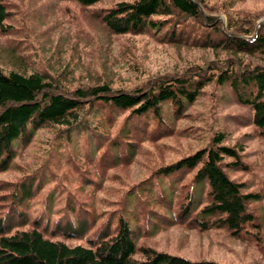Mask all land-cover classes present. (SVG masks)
Segmentation results:
<instances>
[{
  "label": "rangeland",
  "instance_id": "obj_1",
  "mask_svg": "<svg viewBox=\"0 0 264 264\" xmlns=\"http://www.w3.org/2000/svg\"><path fill=\"white\" fill-rule=\"evenodd\" d=\"M0 1L7 11L0 26V66L6 72L41 71L66 93L104 83L127 92L147 90L156 80L170 77H200L203 84L181 113H173L171 104L163 107L161 117L99 104L105 109L101 118L107 128L93 130L94 151L86 130L67 135L55 127L37 129L28 143L15 147L10 166L0 170V217L13 231L34 222L42 227L45 221L61 220L68 202L79 206L80 215L91 224L84 239H64L72 245L88 244L87 237L104 229L116 232L120 220L127 218L141 247L193 260L264 264V196L249 202L254 219L238 234L216 223L202 229L181 220L179 210L188 193H197V168L162 176L164 168L207 147L222 131L241 161L240 167L227 168L229 177L244 182L243 191L264 193V132L254 122V109L243 101L254 87L244 78L256 66L264 68V58L203 44L216 37L219 23L222 40L242 34L235 23L264 21V0H202V19L159 15L156 19H166L164 24L171 28L124 33H115L104 21L105 14L124 0L91 5L76 0ZM177 21L178 31L172 26ZM184 26L186 32H181ZM226 69L239 71L237 89L219 83L218 74ZM208 77L212 80L203 82ZM162 177L172 183V201L166 191H158ZM25 187H30L26 204L16 208L11 203ZM49 196L55 197V204L47 214Z\"/></svg>",
  "mask_w": 264,
  "mask_h": 264
},
{
  "label": "trees",
  "instance_id": "obj_2",
  "mask_svg": "<svg viewBox=\"0 0 264 264\" xmlns=\"http://www.w3.org/2000/svg\"><path fill=\"white\" fill-rule=\"evenodd\" d=\"M76 1L91 5L100 0ZM174 14L202 19V0H124L105 14L104 21L115 33L141 32L147 28L158 32L159 28H171V25L164 24L166 19L159 20L156 16ZM6 17L7 11L0 1V26ZM179 25L178 21L172 24L173 30L178 31ZM235 25L242 34L233 33L221 40L219 23V27L214 29L216 37L205 36L208 42L203 44L214 49L227 47L235 51L247 50L264 58V28L261 29L264 21L254 25ZM183 28L181 32H186V26ZM256 67L248 71L244 78L246 82L253 81L254 87L252 94L243 101L254 109V122L264 132V68ZM228 70L218 74V81L221 84L229 83L237 89L239 71ZM199 80L200 77L158 79L147 90L136 88L133 92L113 89L110 84L104 83L79 86L66 93L57 90L52 79L41 71L28 73L12 69L6 72L0 66V170L10 166L16 155L15 147L21 142L28 143L36 130L43 127L68 131L67 135L86 130L87 138L91 140V150L94 151L97 140L93 130L98 133L107 128L101 118L105 109H101L99 104L108 105L109 109H132L137 116L152 112L158 117L162 116L163 107H171L172 104L175 105L172 112L181 113L185 103L194 101L203 88ZM211 80L212 77H208L203 82ZM225 140L226 134L218 131L207 147L164 168L162 176L187 167L197 168V193L194 191L192 195H186V203L179 208L181 220L202 229L214 223L225 225L238 234L245 223L254 219L249 202L261 200L264 193L243 191L245 183L229 177L227 168H238L241 161L238 149L226 144ZM226 157L233 161H225ZM172 189V183L162 177L159 193L166 191L167 199L172 201V194H175ZM29 190L30 187L21 190L19 199H14L11 205L17 204L16 208L25 205ZM54 204L55 197H47L44 211L49 214L54 210ZM66 204L61 220L45 221L42 227L34 222L28 228L21 226L13 231L5 217H0V264H234L208 259L193 260L141 247L137 242L138 234L127 218L120 220L116 232L110 233L104 229L95 237H87L88 244L72 245L64 239H84L91 224L84 215H80L79 206ZM139 252L141 258L135 256Z\"/></svg>",
  "mask_w": 264,
  "mask_h": 264
}]
</instances>
